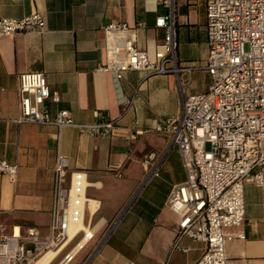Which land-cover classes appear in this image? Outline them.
Returning a JSON list of instances; mask_svg holds the SVG:
<instances>
[{
    "label": "crops",
    "instance_id": "crops-1",
    "mask_svg": "<svg viewBox=\"0 0 264 264\" xmlns=\"http://www.w3.org/2000/svg\"><path fill=\"white\" fill-rule=\"evenodd\" d=\"M175 1L177 60L181 66L205 64L206 0ZM164 10L160 0H0V18L38 11L46 19L43 31L0 37V156L18 165L15 182L0 176V220L10 230L36 226L49 234L59 152L69 158L66 186L76 171L88 183L84 220L94 238L83 239L65 262L83 233L66 243L68 238L50 264H196L205 252L203 241L188 235L177 240L179 218L168 199L186 171L178 146L155 130L179 112L178 75L125 71L116 79L100 69L107 61L105 27L112 22H127L129 38L154 59L165 37L166 30L156 24ZM25 72H43L51 92L59 94V101H47L52 117L60 110L79 123L105 116L116 119L113 132L92 135L79 127L16 122L19 77ZM180 77L189 78L186 72ZM209 83L210 75L196 69L186 92L206 91ZM151 153L162 160L158 175L142 188ZM244 194V221L226 228L234 236L226 243L227 264H264V187L247 183Z\"/></svg>",
    "mask_w": 264,
    "mask_h": 264
},
{
    "label": "built area",
    "instance_id": "built-area-1",
    "mask_svg": "<svg viewBox=\"0 0 264 264\" xmlns=\"http://www.w3.org/2000/svg\"><path fill=\"white\" fill-rule=\"evenodd\" d=\"M160 4L165 10L156 24L166 32L154 59L129 38L127 22H112L105 27L107 61L100 69L116 79L125 71L178 75L182 95L179 112L155 127L170 139L171 146H178L186 171L185 181L173 186L168 199L179 218L177 240L188 235L205 242V252L196 264H227L226 243L234 236L226 228L244 221L245 184L264 187V0H206L209 56L205 64L196 66H181L177 60L176 1L160 0ZM45 25L46 19L38 11L21 18L2 17L0 37L33 28L43 31ZM196 69L205 70L210 83L206 91L188 94L186 88ZM181 72L189 78L182 79ZM19 80L18 123L79 127L92 135H109L116 127V119L99 115L92 123L76 122L67 110L52 117L47 101H59L60 97L51 92L45 74L25 72ZM154 160L151 153L142 188L158 175L162 158ZM69 166V158L59 152L49 234L36 226L10 230L0 220V264H35L47 251L62 245L70 228L75 229L80 221L85 228L74 236L81 232L82 238L64 259L83 239L88 237V242L94 238L92 227L84 220L90 204L85 174L72 172L66 186ZM17 174L18 165L0 156V176L15 182ZM238 237L245 239L246 235L240 232Z\"/></svg>",
    "mask_w": 264,
    "mask_h": 264
},
{
    "label": "bare ground",
    "instance_id": "bare-ground-1",
    "mask_svg": "<svg viewBox=\"0 0 264 264\" xmlns=\"http://www.w3.org/2000/svg\"><path fill=\"white\" fill-rule=\"evenodd\" d=\"M85 227H84V224H83V222L82 221H80L78 224H77V227L74 229L73 228V226L70 228V232H69V239L67 240V242L66 243H68V241L69 240H71L72 238H73V236H74V234L77 232V231H79V230H82V229H84ZM88 239V237L87 238H85V240H87ZM64 242V243H65ZM82 242V241H81ZM80 242V245L78 246V247H76V249H75V251H72V252H70V254H69V256L67 257V258H65L66 260H64L65 262H67V261H70L72 258H73V256H74V254L77 252V250H79L80 249V247H82V245H84V240H83V242L81 243ZM86 242V241H85ZM63 243V244H64ZM65 243V244H66ZM62 244V245H63ZM60 245L58 248H56V249H51V250H49V251H47L44 255H42V257H40L36 262H35V264H50L51 263V261L58 255V253H59V251L65 246V245ZM64 262V263H65Z\"/></svg>",
    "mask_w": 264,
    "mask_h": 264
}]
</instances>
